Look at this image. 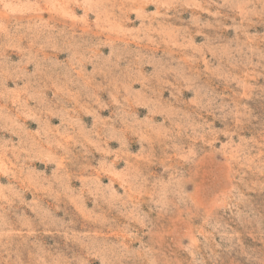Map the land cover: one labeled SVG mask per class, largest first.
<instances>
[{"label": "rangeland", "instance_id": "374dc122", "mask_svg": "<svg viewBox=\"0 0 264 264\" xmlns=\"http://www.w3.org/2000/svg\"><path fill=\"white\" fill-rule=\"evenodd\" d=\"M0 264H264V0H0Z\"/></svg>", "mask_w": 264, "mask_h": 264}]
</instances>
